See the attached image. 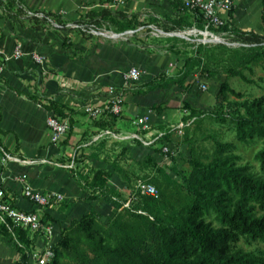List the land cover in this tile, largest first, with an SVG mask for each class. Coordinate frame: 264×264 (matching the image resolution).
Masks as SVG:
<instances>
[{"label":"trees","instance_id":"trees-1","mask_svg":"<svg viewBox=\"0 0 264 264\" xmlns=\"http://www.w3.org/2000/svg\"><path fill=\"white\" fill-rule=\"evenodd\" d=\"M260 5L261 32H237L241 41L254 48V52L227 70V78L219 86L224 108L229 112L224 113L219 121L225 123L229 120L236 139L241 143L262 142L254 156L260 174L251 172L246 165H237L240 157L233 154L234 145L218 140H214L211 154L192 148L186 161L188 170H176L175 179H170L162 170H159L161 176L144 177L143 181L156 187V196L139 195L131 200L135 191L127 197L116 194L110 186L113 170L95 169L85 178V186L90 199L112 207L110 214L103 216L92 209L80 218L72 219L61 230L53 246L54 258L47 264H264L263 258L237 247L242 238L259 241L264 246V94L252 100L245 99L243 94L230 87L227 80L239 77L251 82L242 69L264 57V0H260ZM17 14H21L20 9ZM104 15L102 12L101 17ZM192 15L193 22L203 29L202 18ZM90 16L96 21V15ZM176 23L179 28L192 25L187 17ZM125 29L134 27L127 24L123 27ZM174 30L175 27L169 28L167 32ZM214 30L232 33L235 28L228 22L221 29ZM210 60L209 57L201 66V72L208 78L215 73L205 67ZM189 61L194 65L202 63L198 55ZM190 71L187 68L181 76L157 84L149 91L167 89L170 84L183 87ZM185 89L190 91L191 84ZM228 95L236 100H228ZM184 107L189 112L183 117L184 121L193 119V123L204 114L188 103ZM46 109L62 118L70 115V109L58 102H48ZM117 121L118 116L111 114L93 119V126L97 129L94 135L103 130L118 132ZM93 136L89 137L90 141ZM106 139L101 138L89 145L102 146ZM172 139L171 134H166L159 144L147 148L161 154V146H170ZM130 142L142 146L137 140ZM98 156L93 154L91 158L97 160ZM143 163L159 169L151 155ZM123 179L129 183L127 176ZM43 219L48 221L50 217L45 215ZM0 230L16 244L19 256L13 264H30L36 235L31 236L20 229L11 232L1 227Z\"/></svg>","mask_w":264,"mask_h":264},{"label":"crops","instance_id":"crops-1","mask_svg":"<svg viewBox=\"0 0 264 264\" xmlns=\"http://www.w3.org/2000/svg\"><path fill=\"white\" fill-rule=\"evenodd\" d=\"M111 2L112 0H0V51L11 55L15 46L21 44L22 50L27 53L20 59L5 62L0 76V187L5 189L17 207L35 210L43 217L48 215V221L54 226V237L57 235L56 242L61 230L72 219L80 218V213L91 208L107 216L112 210L106 203L90 199L89 190L79 187L68 170L70 166L67 160L83 146L82 139L87 140L97 132L92 121L83 114L84 106L106 102L107 88L119 84L120 72L124 71L109 64L104 72V76H109V79L104 86L90 81L92 77L97 78V62H100L90 46L93 38L87 35L83 38H69L75 34L72 26L80 25L79 22L90 15H96L98 20L104 19L110 33L117 34L116 38L109 37L111 41L119 40L128 33L133 35L145 28L176 37L178 35L173 33L181 31L176 22L186 17L192 25L183 30H200L193 22V15L183 11L172 0H125L123 4L110 7ZM19 9L23 17L17 14ZM260 10V0H234V9L228 15V22L232 26L240 25L245 30H259ZM102 12H105L103 18ZM36 15H43L44 20ZM127 24L134 29L123 30ZM162 25H165L164 30ZM173 27L174 31L167 32ZM176 34L185 38L182 33ZM32 51L44 57L42 66L37 65L28 55ZM169 65L172 66L171 63ZM75 78L77 80H72ZM155 92L125 93L121 116L129 117L127 124L130 125L134 117L149 111H145V106L152 102L150 96ZM50 101L70 109L72 126L71 131L55 144L50 143L46 128V119L52 114L46 109ZM154 120L152 114L153 123ZM120 124L118 120L116 128L119 131L131 130ZM4 154L16 158L18 162L4 163ZM90 160L97 161L94 158ZM88 161L89 159L86 160ZM61 168L68 170V174L61 172ZM102 168L108 169H96ZM21 176H25L26 185L43 193L60 194L62 201L50 207L36 209L20 193L24 183H19L17 178ZM55 228L59 229L56 234ZM41 241L38 240V246ZM18 256L14 242L0 230V264H13Z\"/></svg>","mask_w":264,"mask_h":264},{"label":"rangeland","instance_id":"rangeland-1","mask_svg":"<svg viewBox=\"0 0 264 264\" xmlns=\"http://www.w3.org/2000/svg\"><path fill=\"white\" fill-rule=\"evenodd\" d=\"M20 16L23 17V14H20ZM96 18L98 17L96 16ZM79 24V27L74 29L75 34L69 38H83L86 35L93 38L90 46L95 51L100 62H97V78L92 77L89 80L100 86H104V83L106 84L109 79V76H104L105 68L109 64L120 71L131 66L145 70L146 73L143 77L129 86L126 91L128 95L138 92L146 93L151 87L177 78L182 75L184 70L190 68V76L183 87L170 84L167 89H155L156 92L150 96L153 100L145 106V111L149 110L154 115L153 124L156 129L161 130L165 126L178 124L183 116L182 111L185 109V103L204 112L203 116L199 117L189 127L184 128L182 137H176L171 140L170 147L175 152L172 155L173 157L164 158L160 153L130 141H114L108 138L103 142L102 146H94V144L89 145V139H82L81 144L83 146L77 149L67 160L70 166L68 170L71 171L80 188L88 191L85 186V178L96 168L105 167L113 170L110 186L115 193L127 197L131 192L135 191L136 185L143 181L144 177L161 176L159 170H162L172 180L176 178V170L186 172L188 170L186 161L190 157L191 149L194 148L200 152L205 151L211 154L214 148V140L232 143L234 145L233 154L240 157L236 162L237 165H246L251 172L260 174L259 164L254 156L261 148L262 142L255 140L253 143H241L236 139L229 120L225 123L219 121V118L224 116V113H229L224 108L225 101L223 97L219 94V86L226 80L227 70L236 67L240 60L254 52V48L243 43L237 34V32H244L243 30L245 29L242 26H234V32L221 35L220 40L205 37V34L200 33L188 36L183 35L185 38H181L179 35V37H170L165 33L145 28L133 35L128 33L119 40L111 41L109 37L114 38L113 36L104 35L110 33L104 19L102 21L98 19L94 21L93 16H88L86 19L81 20ZM161 27L164 30L165 25ZM184 27L180 28L181 31L176 33L183 34L184 31L188 30H183ZM261 30L262 25L261 29L255 31L261 32ZM212 31L219 36V31ZM122 42L123 44H121ZM195 55L199 56L202 62L201 65H194L189 61ZM209 57L212 61L210 60L211 62L206 64L205 67L207 66L209 70L215 73L208 78L201 72V66ZM170 63L172 66L169 65ZM242 72L251 82H245L239 77H231L227 79L230 87L236 92L243 94L244 98L248 100L263 95L264 57H261L257 63H252L249 68H243ZM113 83H115V79ZM201 83L207 86L205 92H202L199 88ZM188 84H191L190 91L185 89ZM228 100L235 101L236 98L228 95ZM83 114L86 115L84 112ZM89 120L93 121L90 118ZM118 120L119 124L121 123L120 125L125 126V129H131L130 125L127 124L129 117L120 115ZM186 137L187 140H185ZM93 150L100 152L97 154ZM93 154L99 155L97 161L90 160ZM149 155L155 158L158 170L150 163H143ZM88 159L89 161L86 162ZM59 170L68 174L66 169L61 168ZM123 176L128 177L129 185L123 179ZM90 209L79 215L82 216L88 213ZM103 221L106 222V219H103ZM57 229L55 228V234ZM56 237L57 235L53 237L54 241H56ZM14 245L16 246L15 243ZM237 247L245 252H253L264 259V246L259 241L242 238L238 242ZM30 264L33 263L30 262Z\"/></svg>","mask_w":264,"mask_h":264},{"label":"built area","instance_id":"built-area-1","mask_svg":"<svg viewBox=\"0 0 264 264\" xmlns=\"http://www.w3.org/2000/svg\"><path fill=\"white\" fill-rule=\"evenodd\" d=\"M125 0H112L109 4L115 6L123 4ZM179 4L183 11L194 14L202 18L203 29L196 28L184 31L182 35H191L194 33L205 34V37L219 39L221 35L228 34L227 32L219 31L218 34L212 30L221 29L228 23V15L234 9V0H172ZM39 18H44L43 15H36ZM230 24V23H229ZM231 25V24H230ZM78 28L79 25L72 26ZM92 30V29H91ZM93 31V30H92ZM94 32V31H93ZM185 37V36H184ZM25 54L21 44H17L11 55H6L0 51V76L4 70V63L12 59H20ZM31 59L42 66L44 57L38 52H29ZM145 71L139 67L131 66L120 72V83L118 85H110L106 93L108 98L106 102L100 105H85L84 113L90 119H98L106 114L120 116L124 96L129 86L138 82ZM200 90L205 92L207 86L204 83L199 85ZM182 118L176 125H168L163 130H156L152 121V112L148 111L145 114L134 117L130 122L131 130L126 132H115L112 130H103L99 134L92 137L91 142H95L101 138L107 137L118 141H139L145 147L156 146L160 140L166 135L171 134L172 137H182L184 128L189 127L193 119L184 121L183 117L188 116V110L182 111ZM71 123L68 117L62 118L55 114H50L46 119V128L49 132L50 143H59L70 131ZM174 150L169 144L161 146V156L168 158L174 155ZM18 160L7 154L3 155V162H14ZM19 183L25 182V176L17 178ZM21 194L36 209L50 207L62 201V196L54 192L43 193L35 190L25 183L22 185ZM156 196V187L148 181H140L132 194L131 200L137 196ZM4 227L9 231L20 229L27 231L31 236L36 235L35 247L30 254V262L33 264H47L54 258L53 246L56 241L54 237V226L50 221H44L35 210H25L17 207L6 193L5 189L0 187V228ZM38 240L41 245L38 246Z\"/></svg>","mask_w":264,"mask_h":264},{"label":"bare ground","instance_id":"bare-ground-1","mask_svg":"<svg viewBox=\"0 0 264 264\" xmlns=\"http://www.w3.org/2000/svg\"><path fill=\"white\" fill-rule=\"evenodd\" d=\"M108 33V32H107ZM105 36H107V35H111V36H113L114 38H116V37H118L117 36V34H114V33H109V34H104ZM220 40V39H219Z\"/></svg>","mask_w":264,"mask_h":264},{"label":"water","instance_id":"water-1","mask_svg":"<svg viewBox=\"0 0 264 264\" xmlns=\"http://www.w3.org/2000/svg\"><path fill=\"white\" fill-rule=\"evenodd\" d=\"M173 35H179V36H181L180 34H176V33H173ZM184 37V36H183Z\"/></svg>","mask_w":264,"mask_h":264}]
</instances>
